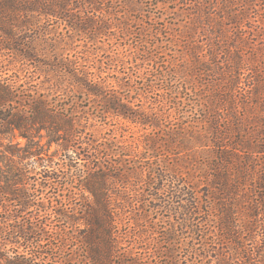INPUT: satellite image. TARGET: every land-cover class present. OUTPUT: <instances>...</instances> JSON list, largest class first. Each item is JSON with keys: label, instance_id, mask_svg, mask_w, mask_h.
<instances>
[{"label": "rangeland", "instance_id": "1", "mask_svg": "<svg viewBox=\"0 0 264 264\" xmlns=\"http://www.w3.org/2000/svg\"><path fill=\"white\" fill-rule=\"evenodd\" d=\"M194 1L197 0H86L89 13L86 11L82 17L88 18L89 27L85 31L75 30L67 21L42 18L47 36L59 43L60 55L76 61L94 82L105 88L103 94L108 91V96L87 97L69 74L59 78L60 69L47 68L41 73L31 62L20 61L9 52L0 50V62L4 65L2 68L0 65V75L15 83L16 101L20 106H29L28 101L42 97L50 110H66L75 123V153H63L55 145L48 147L45 132L36 138L40 140L42 153L37 159L39 166H49L48 172L56 171L64 155L68 165L72 166L56 190L44 192L38 185L42 181V168L33 167L29 173V168L18 167L23 170V180L31 189L43 191L32 200V211L44 210L47 223L53 222L50 224L54 233L50 235L51 244L44 241L41 244L43 251L49 253L47 259L50 262L92 264L84 236L88 206L93 198L84 182H90L93 178L91 172H98L102 165H107L104 170L112 178L124 175L126 184L122 186L130 194L138 189L134 173L141 169L146 173L145 177L148 171L158 176L161 172L177 169L181 177L189 179L190 158L207 143L200 136L201 123L192 119L194 115L199 117L200 109H203L194 102L200 94H197L200 81L192 65L199 57H207L209 48L204 46L209 38L202 32L203 25L195 20ZM252 23L251 18L250 25ZM203 36L207 38L205 41H202ZM252 50L251 65L264 69V48L259 46ZM52 60L50 58V62ZM115 98L123 108L108 109L107 101L113 102ZM0 139L2 147L13 145L14 150L23 149L28 143L17 133L11 143L4 137ZM169 140L174 144L179 141L184 147L177 159L168 148ZM192 146L199 147L188 150ZM85 157H90L89 162ZM70 158L75 160L73 164L68 160ZM7 165V156L0 149V180L11 176L3 174ZM111 166L116 168L110 169ZM149 190L142 187L140 203L132 201L129 204L131 200L124 195L126 203H121L127 213L119 214L115 226L119 235L125 236L118 240L112 264L134 260L139 264H236L232 257L243 253L239 244L228 241L221 247L215 237L193 233L183 208L155 209L158 202L146 197L153 193ZM254 196L256 199L257 195ZM58 213L66 216L60 218ZM216 214L214 212V216ZM200 216L195 218L194 225L217 226L213 218ZM4 218L3 203H0V245H3L4 231L9 230L3 226ZM252 224L254 226L255 222L247 225L251 227ZM255 236L261 241L257 245L253 243ZM263 237L264 233L259 229L244 234L242 247L251 250L257 246L259 251L255 255L258 256L260 250L264 255ZM48 247L59 251L51 254ZM229 250L233 256L227 259ZM223 255L226 260H219Z\"/></svg>", "mask_w": 264, "mask_h": 264}, {"label": "trees", "instance_id": "2", "mask_svg": "<svg viewBox=\"0 0 264 264\" xmlns=\"http://www.w3.org/2000/svg\"><path fill=\"white\" fill-rule=\"evenodd\" d=\"M85 2L0 0V50L9 52L20 61L31 62L35 70L41 73L47 68L55 71L60 69L59 78L69 74L72 82L81 86L80 91L87 97L108 96V91L103 94L105 88L94 82L76 61L60 55L57 49L59 43L50 40L42 22L43 17H50L67 21L75 30H88L89 20L82 17L89 10ZM193 6L195 20L201 22L202 32L209 38L204 45L209 46L208 56L199 57L192 65L200 81L197 92L200 94L194 102L203 108L200 109L199 117L194 115L192 119L201 123L200 136L207 143L198 146L202 148L201 151L191 156L189 179L181 177L177 169L164 174L161 172L158 176L148 171L146 177L141 169L134 173L138 189L133 194L122 186L126 184L123 182L124 175L112 178L104 170L107 165H102L103 169L92 173L88 165L93 178L88 183L83 182L93 199L85 219L84 239L89 247L92 264L113 263V251L118 247V240L125 236L119 235L118 227L115 226L119 214L127 213L121 201L126 203V195L131 200L129 204L132 201L140 203L143 186L146 191L149 188V192H153L151 194L154 196L148 194L147 198L152 197L153 201L157 199L155 209L183 208L193 233L215 237L221 247L227 245L228 241L239 244L243 253L242 256L232 257L236 264H264L263 252L260 250L258 256L255 255L259 247L253 246L251 250L242 247L244 234L255 232L256 229L264 233V69L251 65L252 49L256 50L259 46L264 48V0H197ZM259 21L261 24H258ZM205 37L202 41L207 39ZM63 56L66 58L63 59ZM50 58H53L52 62ZM55 61L57 63L53 64ZM2 63L1 68L4 67ZM257 75L260 76L259 81ZM14 84L0 75V137L11 143L17 133L28 143L25 148L16 150L13 145L2 147L0 143L1 152L7 156L8 162L3 174L11 175V178L7 176L8 179L0 180V203H3L5 215L3 226L9 229L4 231L3 245H0V264H55L47 259L49 253L41 247L43 241L46 244L51 242L49 240L54 233L50 224L53 222L47 223L43 216L44 210L32 211V200L43 191L31 189L23 180V170H18V167L29 168V173L33 167L42 168V181L38 185L44 192L56 190L72 166L68 165L66 155L56 171L48 172L49 166H39L37 159L42 153L40 140L36 138L45 132L48 147L55 145L63 153H75V123L68 117L66 110H50L42 97L28 101L29 106H20L16 101ZM109 101L106 104L108 109L123 108L119 99ZM167 143L177 159L176 156L182 153L184 147L179 141L177 144L172 140ZM198 147L192 146L188 150ZM68 160L72 164L75 161L72 158ZM89 160L90 157H85V161ZM115 168L111 166L110 169ZM214 212H217V217ZM200 215L213 218L217 226L206 228L197 223L194 225L195 218ZM58 216L61 218L66 215L58 213ZM253 222V227L247 225ZM254 240L255 245L261 242L256 240V236ZM7 246L10 248L6 249ZM58 251L49 248L51 254H57ZM231 253L229 250L227 259L233 256ZM219 260L225 261L226 256L219 257ZM125 263L139 264V261Z\"/></svg>", "mask_w": 264, "mask_h": 264}]
</instances>
